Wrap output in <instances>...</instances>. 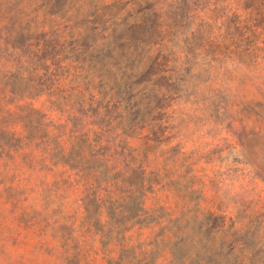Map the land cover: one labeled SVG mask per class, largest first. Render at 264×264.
<instances>
[{"label": "rangeland", "instance_id": "374dc122", "mask_svg": "<svg viewBox=\"0 0 264 264\" xmlns=\"http://www.w3.org/2000/svg\"><path fill=\"white\" fill-rule=\"evenodd\" d=\"M155 2L176 0H0V51L31 49L50 59L36 61L35 82L20 79L16 88L29 95L33 83L55 80L57 93L55 105L38 90L26 98L25 118L15 126L22 149L1 139L9 143L0 144V264H234L226 247L211 252L205 245L207 216L196 208L202 195L200 185L192 186L194 174L206 185L202 206L264 220V175L255 166H264V143L244 150L240 107L219 112L199 100L206 92L195 73L172 82L149 79L151 48L130 27L155 18ZM171 49L177 56L188 50L183 44ZM100 124L104 138L119 143L129 135L134 146L153 130L159 139L153 165L179 158L178 167L162 171L166 189L147 196L146 207L157 209L160 223L122 225L130 213L109 216L98 203L89 207L87 187L79 170L64 164L57 135L63 125L68 136ZM184 163H191L188 175V167L179 170ZM174 231L178 236L170 238Z\"/></svg>", "mask_w": 264, "mask_h": 264}, {"label": "trees", "instance_id": "16d2710c", "mask_svg": "<svg viewBox=\"0 0 264 264\" xmlns=\"http://www.w3.org/2000/svg\"><path fill=\"white\" fill-rule=\"evenodd\" d=\"M152 8L155 18L136 21L130 27L136 26L138 31L132 36L151 48L146 49L151 58L149 79L172 82L185 71L195 73L201 77L199 89L206 92L198 95L199 100L216 104L219 112L240 107V126L246 131L244 150L249 152L253 141L264 143V0H176L162 6L155 2ZM146 33L150 35L148 40ZM175 38H178L176 43L173 42ZM181 44L188 50L177 56L171 48ZM43 60L50 59L31 49H13L12 53L9 49L0 51V144L5 137L17 141L16 145H9L16 152L23 148L21 133L15 126L25 118L26 98L31 97L33 90H38L39 97L46 94L55 105V80L40 87L33 83L29 95L16 88L20 79L29 78L35 82L37 66ZM239 89L242 93L230 98L229 93ZM248 93L253 97L249 98ZM60 127L57 141L63 162L79 170L87 187V197L90 196L89 207L98 203L109 216L116 212L130 213L122 225L130 221L141 225L145 221L161 222L160 217H155L157 209L146 207L147 196L167 187L168 183L161 178L162 171L168 166L178 167L180 161L173 157L166 159L163 166L153 165L151 155L156 153L154 148L159 140L153 130L154 134L150 131L141 135L142 145L134 146L129 135L119 143L116 139L104 138L107 130L102 124L98 129L83 125L68 136L66 126ZM8 143H3L2 148ZM182 156L186 159L184 152ZM185 166L184 163L179 170ZM255 166L264 175V166ZM186 167L188 175L192 171L191 163ZM202 181L203 177L191 176L192 186L200 185L198 189L202 195L196 208L202 209L199 211L207 216L206 247L211 252L226 247L234 264H264V220L243 211L228 215L213 206H202L208 201ZM127 230H122V241ZM167 231V227H163L162 235ZM177 234L174 231L170 238H176ZM171 251L175 253L172 247Z\"/></svg>", "mask_w": 264, "mask_h": 264}]
</instances>
